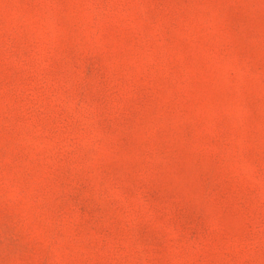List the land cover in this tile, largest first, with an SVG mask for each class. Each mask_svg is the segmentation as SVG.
I'll return each instance as SVG.
<instances>
[{
    "label": "rangeland",
    "instance_id": "obj_1",
    "mask_svg": "<svg viewBox=\"0 0 264 264\" xmlns=\"http://www.w3.org/2000/svg\"><path fill=\"white\" fill-rule=\"evenodd\" d=\"M0 264H264V0H0Z\"/></svg>",
    "mask_w": 264,
    "mask_h": 264
}]
</instances>
